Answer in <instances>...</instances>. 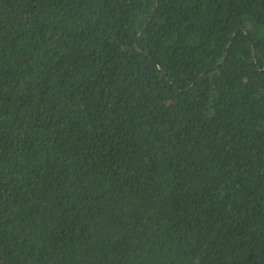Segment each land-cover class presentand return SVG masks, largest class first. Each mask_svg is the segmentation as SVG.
Wrapping results in <instances>:
<instances>
[{"label": "trees", "instance_id": "16d2710c", "mask_svg": "<svg viewBox=\"0 0 264 264\" xmlns=\"http://www.w3.org/2000/svg\"><path fill=\"white\" fill-rule=\"evenodd\" d=\"M0 264H264V0H0Z\"/></svg>", "mask_w": 264, "mask_h": 264}]
</instances>
